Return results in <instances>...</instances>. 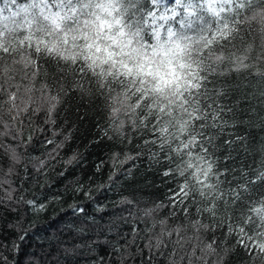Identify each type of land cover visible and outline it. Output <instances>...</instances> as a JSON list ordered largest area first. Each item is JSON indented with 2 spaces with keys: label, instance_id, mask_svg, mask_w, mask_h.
Instances as JSON below:
<instances>
[{
  "label": "snow or ice",
  "instance_id": "6c2138e0",
  "mask_svg": "<svg viewBox=\"0 0 264 264\" xmlns=\"http://www.w3.org/2000/svg\"><path fill=\"white\" fill-rule=\"evenodd\" d=\"M74 99L100 117L84 152L70 147ZM257 128L264 0H0V264H19L25 217L64 197L79 241H60L66 259L85 249L89 264H264ZM89 146L102 153L91 173L39 199L49 173L65 179ZM141 166L162 195L99 200Z\"/></svg>",
  "mask_w": 264,
  "mask_h": 264
},
{
  "label": "trees",
  "instance_id": "16d2710c",
  "mask_svg": "<svg viewBox=\"0 0 264 264\" xmlns=\"http://www.w3.org/2000/svg\"><path fill=\"white\" fill-rule=\"evenodd\" d=\"M77 108L79 109L80 115L87 114V119L83 121L82 124L77 120ZM68 118L70 121L76 122V125L79 127V132L76 134L74 141L70 142L71 149L79 148L80 151H85V146L88 145L89 140H92L96 135V129L92 127L96 120L100 119L98 115L93 110H90L85 107H80V102L78 100H72L68 103ZM89 132L91 135H89ZM257 139H264V133L259 131L257 128L254 133ZM44 147L37 145L36 151L33 155H43ZM65 158L71 155L70 149L62 150L61 153ZM86 161L84 165H81L78 168L71 169L69 175L60 180L55 176L54 172L49 173V179L52 181L53 187L51 192L46 190H39V199H43L44 196H52L57 192H63V185L72 179L73 176L84 178L85 172L89 174L92 171V165H94L98 159L101 158V150L95 147H87ZM62 168L57 166L56 171H60ZM106 176V172H105ZM105 176L98 177V179H104ZM136 183L135 184H125L120 188L113 189L110 192H106L102 195H99V200L105 202V196L108 201L119 199L120 194L122 193L125 196H131L133 193L137 197H143L147 199L149 197L155 198L162 195L165 190L160 184L158 177H154L145 170L144 167H140L139 171L135 175ZM31 187V181L27 185ZM134 189H139L135 191ZM157 189H160L157 191ZM28 198H31V193L28 194ZM72 203V199L64 197L60 203H51L47 207V210L39 213L38 215L33 216L28 214L25 217V227L28 223H33L34 227L30 229V235L23 245V255L17 257L19 264H27V259L29 255L36 258H40V264H45L44 257L47 256L49 260H55L60 258L62 264H89V256L93 255L88 253L85 249H80L81 254L76 255L74 258H64L60 252L59 248L62 247L60 241L63 240L65 243L63 247H72L73 243H79V241H73L69 234L67 224L73 222L74 218L71 214V211L68 209V204ZM82 203L88 206L89 214H95L99 217L98 213H94L95 203L83 200ZM74 226H79L77 223ZM50 254V255H48Z\"/></svg>",
  "mask_w": 264,
  "mask_h": 264
}]
</instances>
